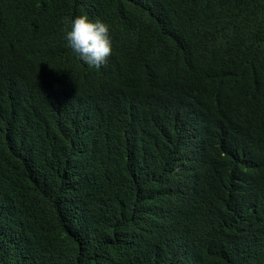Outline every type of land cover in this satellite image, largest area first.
Instances as JSON below:
<instances>
[{"label": "trees", "instance_id": "obj_1", "mask_svg": "<svg viewBox=\"0 0 264 264\" xmlns=\"http://www.w3.org/2000/svg\"><path fill=\"white\" fill-rule=\"evenodd\" d=\"M0 264H264V0H0Z\"/></svg>", "mask_w": 264, "mask_h": 264}, {"label": "clouds", "instance_id": "obj_2", "mask_svg": "<svg viewBox=\"0 0 264 264\" xmlns=\"http://www.w3.org/2000/svg\"><path fill=\"white\" fill-rule=\"evenodd\" d=\"M66 27L67 46L78 59L96 70L107 64L113 46L107 23L81 14L69 21Z\"/></svg>", "mask_w": 264, "mask_h": 264}, {"label": "bare ground", "instance_id": "obj_3", "mask_svg": "<svg viewBox=\"0 0 264 264\" xmlns=\"http://www.w3.org/2000/svg\"><path fill=\"white\" fill-rule=\"evenodd\" d=\"M254 161V160H253ZM255 167V166H254ZM257 167V166H256Z\"/></svg>", "mask_w": 264, "mask_h": 264}]
</instances>
